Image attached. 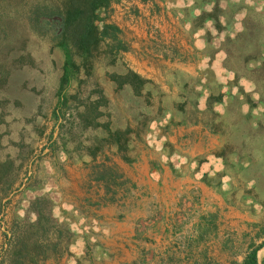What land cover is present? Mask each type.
Masks as SVG:
<instances>
[{"label": "rangeland", "instance_id": "1", "mask_svg": "<svg viewBox=\"0 0 264 264\" xmlns=\"http://www.w3.org/2000/svg\"><path fill=\"white\" fill-rule=\"evenodd\" d=\"M62 2L0 0V264L241 261L264 239V0H111L59 88Z\"/></svg>", "mask_w": 264, "mask_h": 264}, {"label": "trees", "instance_id": "2", "mask_svg": "<svg viewBox=\"0 0 264 264\" xmlns=\"http://www.w3.org/2000/svg\"><path fill=\"white\" fill-rule=\"evenodd\" d=\"M111 0H63L61 7L50 8L44 14L48 24L55 25L58 39L55 44L62 52L63 61L59 76V88L69 81L72 72L77 67L73 52L70 46L79 50L90 51V46L96 40L98 33V23L103 20L99 14L103 11ZM109 30H116L114 24L108 22L101 23V32L108 33ZM135 78L141 80L137 73L132 72ZM264 243V239L252 246L243 256L241 261H232L230 264H264V256L258 261L256 258L257 247Z\"/></svg>", "mask_w": 264, "mask_h": 264}]
</instances>
